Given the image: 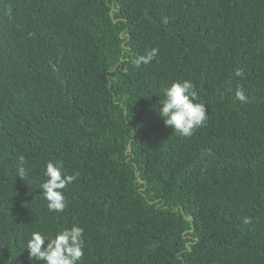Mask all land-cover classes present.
<instances>
[{
	"label": "trees",
	"instance_id": "1",
	"mask_svg": "<svg viewBox=\"0 0 264 264\" xmlns=\"http://www.w3.org/2000/svg\"><path fill=\"white\" fill-rule=\"evenodd\" d=\"M183 80L190 137L157 111ZM49 160L78 174L60 213ZM73 225L78 264H264V0H0V264Z\"/></svg>",
	"mask_w": 264,
	"mask_h": 264
},
{
	"label": "clouds",
	"instance_id": "2",
	"mask_svg": "<svg viewBox=\"0 0 264 264\" xmlns=\"http://www.w3.org/2000/svg\"><path fill=\"white\" fill-rule=\"evenodd\" d=\"M157 52V49H152L147 57L137 60V65L139 66L142 62L148 63L157 55ZM236 99L243 103L246 102L247 97L242 90H237ZM158 105L157 111L163 118L165 126L171 127L181 136H192L194 131L202 127L208 119L206 106L198 102V93L189 80L176 81L166 87ZM25 164V157L19 156L16 172L17 176L22 179H26L29 174V169L25 167ZM76 175L64 174L63 165L60 162L52 160L46 162L43 170L45 179L39 188L43 190L42 196L47 201L49 212L64 211L67 202L62 190L76 179ZM247 222L245 220V223ZM83 237L84 229L78 225L65 228L55 235L34 231L26 246L29 253L28 258L44 261L45 264H78L84 255L85 240Z\"/></svg>",
	"mask_w": 264,
	"mask_h": 264
}]
</instances>
